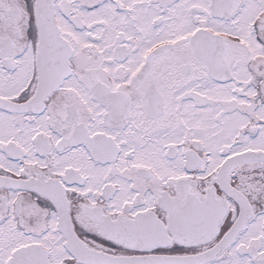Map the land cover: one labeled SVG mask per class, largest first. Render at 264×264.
<instances>
[{"label": "snow or ice", "instance_id": "6c2138e0", "mask_svg": "<svg viewBox=\"0 0 264 264\" xmlns=\"http://www.w3.org/2000/svg\"><path fill=\"white\" fill-rule=\"evenodd\" d=\"M0 264H264V0H0Z\"/></svg>", "mask_w": 264, "mask_h": 264}]
</instances>
